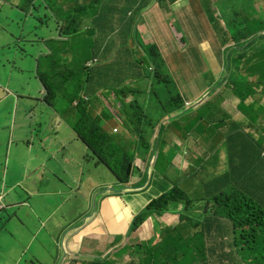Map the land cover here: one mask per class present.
Returning <instances> with one entry per match:
<instances>
[{
    "label": "crops",
    "instance_id": "0c3cea01",
    "mask_svg": "<svg viewBox=\"0 0 264 264\" xmlns=\"http://www.w3.org/2000/svg\"><path fill=\"white\" fill-rule=\"evenodd\" d=\"M114 1L119 6L118 10H122L133 0ZM134 1V9L140 10L141 15L137 29L147 36L144 42L158 46L166 66L172 70L180 85L184 86L182 92L185 99L193 104L197 102L196 105L188 111L173 113L176 127L172 128V123L163 135L160 134L158 147L161 148V171L152 172L153 181L147 188L142 184V170L150 153L144 148L137 161L141 170L136 168L135 175L123 187L108 174L105 166L91 167L83 162L85 154L89 152L79 142L75 141L67 148V156L56 153L59 144L65 145L74 139L72 132L60 130L56 138H53L46 131L48 135L37 138L38 141L43 139L44 148H50L42 157V168L36 156L22 142L13 143L8 153V172L5 174L0 171V176H5L9 186L5 204L27 201L29 207L17 211L4 210L9 218H0V264H81L79 261L82 264H127L130 258L134 263L144 260L150 264V259H155L169 264V246L189 238L195 231L197 238L193 243H202L206 249L203 250V256L190 252L186 257L189 261L187 264H201L202 260L210 261L211 264H240L242 257L243 260L247 258L246 251H241L242 242L235 238L233 228L225 218L217 215L223 208L219 206L217 209L215 198L218 193L228 194L233 189L243 194L253 184H257L260 186V199L264 201V92H260L262 87H255V92H259L247 95L245 102L241 103L231 88H220L221 84L217 83V91L207 94L204 84L197 82L202 75L193 82L192 77L198 76V73L191 67L196 63L193 53L201 58L197 49L201 50L204 45V42L195 44V37L216 36L222 43L229 36L224 22V8L249 14L251 6L248 3L241 4V1L227 0ZM13 3L17 5L19 1L13 0ZM260 5L255 0V9L260 11ZM9 15L5 14L1 20ZM195 17L200 22L197 23L198 34L192 32ZM206 29L209 33L203 32ZM175 34L180 35L181 39L178 40ZM117 58L115 56L113 60L112 55L105 57L108 67L116 69L130 62H121ZM181 62L182 66L178 67L176 64ZM242 66L250 69L251 74L259 73L262 72L264 62H244ZM222 67L223 63L215 59L211 71L216 74L224 72ZM147 76L141 67H132V79L137 80L140 86L148 84ZM252 80L262 81L264 77L258 75L245 83L250 86ZM0 100L8 101L7 105L0 103L3 112L1 116H10L14 100L7 95ZM31 107L37 106L21 104L18 109V116L27 126L31 117H37L35 109ZM21 131H26V127L18 126L13 131L19 141L32 138L33 143H38L31 134L19 136ZM148 132L152 135H146L150 141L145 142H149L151 148L157 135V126ZM47 141L48 144H45ZM79 144L82 145L80 149ZM2 146L4 148V144H0V148ZM169 153L172 154L170 161L163 167ZM252 172L255 175L246 179ZM85 173L91 178L90 181L101 187L92 193L85 190L84 184L80 183V177ZM176 185L184 191L192 207L185 210L182 204L171 205L168 213L161 217L152 215L128 239H119L118 234L125 233L133 216L150 199ZM94 201H97L95 212L89 218H84L83 223L77 227L76 223L84 216L81 209H93ZM24 208L29 209L24 216L26 221L18 214ZM13 221L28 231L21 239L16 257L13 248L21 232L18 230L16 234H10L6 230ZM65 223L74 224L77 228L65 227ZM114 226L118 229L113 230ZM166 227L175 232L170 236H160L156 228L162 230ZM59 238L63 240V250L60 251L57 250ZM162 238L165 251L154 253ZM235 242L238 245L234 247ZM126 243L132 246L144 243L146 249L135 247L136 254L131 253L129 257L122 254L120 249ZM111 250L114 252L111 253ZM172 255L180 264L184 262L180 252Z\"/></svg>",
    "mask_w": 264,
    "mask_h": 264
},
{
    "label": "trees",
    "instance_id": "16d2710c",
    "mask_svg": "<svg viewBox=\"0 0 264 264\" xmlns=\"http://www.w3.org/2000/svg\"><path fill=\"white\" fill-rule=\"evenodd\" d=\"M151 1V0H149ZM23 6L29 7L23 16L19 11H22ZM143 5L140 7L142 9ZM33 8L31 0H26L24 3H19L18 6H15L14 11L7 17H5L1 22L5 23L4 30L8 33L9 42L20 41L22 43L21 48H17V51L21 55V59H31L32 53L37 51V46L26 47L28 41L33 38L43 37L45 32H43V27L34 23L31 25L29 10ZM91 8L94 12L98 11V7L95 4L91 5ZM83 13L82 23L88 25L87 30L92 31L89 40V52L83 53L82 48L76 47L74 53H76L77 64H78V76L75 79V83H70L69 86L72 89L66 88L63 95H57L55 92L52 97L63 100H70L74 98L82 99V93L86 95L90 101L95 105L96 103L102 104L100 96H106V100L114 105L117 115L123 122V126L133 135H137L143 139H149L146 135H152L148 130H154L157 125H155L151 120L153 113L159 112L161 118L165 119L168 115H171L175 112L182 111L186 108L185 96L180 94L176 89L173 76L170 71H167L166 62L162 58L160 52H158V47L154 45H143L141 48L146 52L145 59L148 63L153 66V70L150 73L149 82L147 85L139 86L140 89H134L131 84L127 83L128 80L132 78V67L128 65L124 67L122 72L123 80L119 83L118 74L120 69L112 68V72L104 74L103 65L97 64L93 67L87 66V62L92 58L100 59V51H96L100 40L103 36V23L99 19H96L92 16L93 11L89 7L80 8ZM84 10V11H83ZM225 14L227 17L226 26L231 31L232 38L237 45H241L244 48L247 47L246 37H243V33L247 31L252 34L258 30L264 31V11L261 15L250 19L249 15L243 11H233L224 8ZM32 16H36L33 12ZM260 17V18H259ZM259 18V19H258ZM77 23V20L67 22L65 26L67 33L70 34L76 33V28L70 30L72 25ZM247 25V26H246ZM135 23H131L130 27L133 29ZM246 26V27H245ZM40 32H43L40 35ZM35 36H32V35ZM38 36V37H37ZM129 37L125 39V42L122 40L124 50H120L119 55H124L126 57L130 56L133 51L131 47L126 46L128 44ZM49 43V42H48ZM54 45L55 51L62 52L65 50L64 47H60L62 44L55 42H50V46ZM117 45V40L114 38L110 40L104 47L102 55L110 52ZM0 43V49H2ZM103 47V48H104ZM157 50H155L156 48ZM30 48V50H28ZM85 52V50H83ZM256 58H259L260 61H264V50L256 55ZM245 54L240 55L235 58L234 61L237 64H240L244 61ZM16 62V61H15ZM141 64V62L137 63ZM127 73H131L128 75ZM74 74V72L72 73ZM114 74V76H113ZM110 76H113L110 78ZM107 78V79H106ZM110 78V80H109ZM106 79V81H104ZM243 85H234V91L237 95L250 94L249 86L243 82ZM48 93L50 94V88L46 85ZM150 94V100L155 98V105L153 110L150 112L152 104L147 102L144 103L139 100V96L135 99H132L130 102H126V99L131 94ZM162 94L169 95L164 98L168 101V108L166 109L163 106L162 101L164 99H159V96ZM112 95H115L112 96ZM121 100V101H120ZM82 101V100H81ZM159 101V102H158ZM120 102V105L118 104ZM84 104L90 106L89 103L83 102ZM149 103V104H148ZM2 111L0 110V117ZM102 117L105 119H110L109 108L106 106L103 107ZM102 123V119L98 118ZM74 130L77 132L80 139L85 142L94 154L100 159L102 158L103 163L109 167L115 174L119 182H128V178L132 172V167L134 166V154H132L126 148L130 147L131 142L133 141L134 136L131 138L121 137L119 135L115 136L113 134L108 135L104 129L99 126L97 120L93 119L91 110L86 113L82 111V117H78L75 124L72 125ZM159 134V133H158ZM119 139V140H118ZM111 144V145H110ZM252 168V167H251ZM255 175V172H252L246 179H251ZM245 179V180H246ZM208 190L209 188L206 187ZM260 186L253 184L250 188L247 189V192H242L233 189L231 192L224 193L220 192L215 198L216 203H218L217 209L219 206H222V212H217V215L225 218V220L233 228L235 232V238L242 243L251 242L249 251L247 255L248 259L246 260L248 264L255 263L259 260L263 254L264 246H260L258 241L255 239L264 240V201L260 199ZM186 202V209L192 207V204L187 200L184 191L179 187H172L170 190L166 191L164 194L160 195L158 198L152 200L146 209L139 213L131 222L130 229L133 230L137 228L148 216L152 213L151 211L162 214L167 210V207L171 204L179 205L180 203ZM160 236L163 234L172 235L175 230L170 228H163L158 230ZM197 234L196 231L189 235V238L181 239L178 244H172L169 246V255L171 259L169 264H180L176 257H173L172 254L181 253V257L184 262L182 264H187L189 261L186 259L190 252L199 253L203 256V250L206 249V246L201 245L202 243L195 245L193 240H196ZM163 238L161 242L154 250V253L160 254L165 251V247H162ZM238 245V242H235L234 247ZM196 255H194L195 257ZM145 261H139L138 264H145ZM203 263V262H202ZM203 264H209V261Z\"/></svg>",
    "mask_w": 264,
    "mask_h": 264
},
{
    "label": "bare ground",
    "instance_id": "6f19581e",
    "mask_svg": "<svg viewBox=\"0 0 264 264\" xmlns=\"http://www.w3.org/2000/svg\"><path fill=\"white\" fill-rule=\"evenodd\" d=\"M2 1V6H5V2ZM31 1H37V0H31ZM58 0H44V4L40 5V6H34L33 8H31L29 10V17H30V21H31V25H34V23H38V25L42 26L43 28L46 27V29L48 31L45 32V34L48 36L47 40H44L41 37L38 38H33L30 41L27 42V44L31 47L33 46H37V51L35 53H32V57L31 59H21V55L19 54L18 51H16V56L15 53L11 54V60L15 63V67L13 68V72L15 74V78L16 79H22V78H26L25 80H22L20 82V86L19 88H15L13 89L12 87L8 88V91H1L0 92V98H4V96H6L8 93L13 94V95H19L18 98H16V100H14L11 103V107H12V111L10 116H3L2 117V124H0V144H4V148L3 146L0 148V162H2L3 160H7V162L10 161V158L8 156V153L11 149V145L13 143H19L22 142L25 146V148L30 149L31 153H33L36 158L38 159V164L39 166L42 168L43 166V159L42 157H44L45 153L50 149L49 147L44 148V143L42 142L43 139H40L39 141L37 140L38 137H41L43 135H48V133H46V131H49V135L53 138H56L58 132H61L60 129L64 126L70 127V123L68 122H62V123H58L56 122L53 118L55 116H64L65 113L68 111H73V108L69 105H63L59 100H55L52 97V87L48 86L37 74V71L40 72V67L41 64L43 65V68L49 69L51 72L54 71V69L52 70L50 68V65L45 63L47 56L53 60V62L56 63V69H61L65 72L69 71L72 73V71L67 67V63H69L68 58L72 56V53H67L65 55H63L62 59H60L59 57V52L55 51V47L54 45L50 46V42H57L59 39H64V40H69L72 36V34H70L69 36H66L62 33H60L58 30L67 25V22H71L74 21L75 19H70L68 21H62L59 20V6L57 3ZM104 0H71V2H76L77 3V10L78 11L80 8H84V7H89L93 13H89V14H97V12H94V10L91 8V5L95 4L101 5L103 3ZM228 2L230 1H241V3H244L246 0H227ZM136 1H129L126 5L131 6L134 9V5H135ZM259 2L261 3V6L263 7V11H264V0H259ZM21 3V2H19ZM23 3V2H22ZM67 6L69 8L72 7L71 3H68ZM140 6V5H139ZM138 7V6H137ZM29 7H25L23 6L22 11H19L23 16L25 15L27 9ZM135 10V9H134ZM33 12H35L36 16H32ZM41 13H44V16H41ZM77 15V20L82 19L83 16L82 14H78L77 12H75ZM251 17V16H250ZM223 20V19H222ZM226 20L227 17L224 18V22L226 24ZM1 15H0V22H1ZM84 23V22H83ZM77 23L73 24L72 26L76 25ZM85 25H87L86 23H84ZM247 26V25H246ZM245 26V27H246ZM135 27H138V24H135ZM227 27V26H226ZM228 29V27H227ZM55 31L57 32V34H53L52 32ZM229 31V36L227 38H224V41L221 43V47L222 48H229V47H235L237 48V52L234 53V55L231 57L230 56V60L228 63L229 68L233 67L237 70L238 75H236L235 77H230V83L232 85L229 86V88L234 90V85H239L238 82L245 83L248 79L250 78H256L258 75H260L261 77H264V72H259V73H250V69L248 68H244L242 66V64L244 62H258L260 60H258V58L253 57L251 58L248 54V52L253 53L255 48L258 49V54L264 50V44H259L257 41L260 39H264V34L261 35L260 37H256L254 36V40L255 43L250 46V47H246L244 48L241 45H237L233 38H232V34L231 31L228 29ZM243 33V37H246L248 35V32H242ZM68 35V34H67ZM49 42V43H48ZM132 43H134L135 48L132 46ZM131 46H129L128 44L126 46L131 47L132 48V52L130 54V56L126 57L124 55H119L120 50H124V44L122 42L121 39H117V45L115 46V48H113L112 51H110L109 53H106L105 57L108 56H113V60H115V56H117L118 60L121 62H128L130 64L131 67H135L138 66L137 65V59L139 58L142 48L140 47V43L138 41H132ZM7 46H13L16 50L17 48H21L22 43L20 41H16V42H7ZM209 49V47L204 44L201 47L202 52L205 54V52ZM30 50V48L28 49ZM104 48L101 50V54L103 53ZM43 54L44 58H39L37 57V54ZM245 54V59L242 63L237 64L234 59L239 57L240 55ZM105 57H103V55L101 56V58L98 60L97 58H93V62H94V66L97 64H102L103 65V71L104 74L106 75L107 73L112 72V68L108 67L107 63L108 60L105 59ZM17 58H20V60L22 61L21 66H18L17 63L15 62L17 60ZM65 61V63H64ZM215 61V57L213 56V63ZM264 62V61H261ZM72 63V62H70ZM1 64L8 66V64H6L5 62H0V66ZM125 64V63H124ZM150 67V70L147 69L144 66H138L141 67L142 70L147 73V75L150 76V73L152 72V70L154 69L153 66L149 63L148 64ZM32 67L35 68L37 71H28V69ZM114 76V74H113ZM113 76H110V78H112ZM109 78V80H110ZM107 79V78H106ZM106 79L104 81H106ZM117 80H123L122 77L117 78ZM40 81V83H39ZM7 83V79H5L1 73H0V88L3 86V84ZM46 85L50 88L51 93H48L47 87ZM228 86V85H227ZM262 87V89H264L263 86H259ZM258 87V88H259ZM82 95H84L82 93ZM150 95V94H149ZM115 97V95H112ZM106 98V96H104ZM82 100V101H81ZM89 99L88 97L85 95L84 97H82V99H78V98H74V99H70L69 101H78V102H87ZM36 102H40V106L39 107H31L32 110L35 109V111H40V110H44L46 111V113L43 116H37V117H31L30 118V123L29 126L26 125V123L22 120L21 117L18 116L19 112L18 109L20 108L21 104H35ZM159 102V101H158ZM195 104L191 103V102H186V108L183 111H188L191 107H193ZM66 110V111H65ZM173 116V114H171ZM175 118V116H173ZM164 125L166 127L169 126V122L165 119H163ZM18 126H25L26 130L31 129L34 132H38L37 135L35 134H31L33 135L38 143H33L32 138L30 139H22L19 141V139H17V137L13 134V131L15 128H17ZM104 131L108 134V135H119V139L121 137H126V138H132L134 136V138H138L139 141H135L133 138V141L131 142L130 147L126 148V149H131V148H135L136 150H140L142 148H146L149 146V142H145L148 141L146 139H143L141 137H139L136 134H132L130 132H127L125 129H123L121 126H118L117 128H112V129H108ZM72 134L74 135V139L72 141L67 142L65 145L59 144L58 148L59 151H57L56 153L59 156L65 155L67 156L68 154L66 153L67 148L74 143L75 141L79 142L80 144H82L83 146L86 147V149L88 150V155L85 154L86 157V162L90 165H101L103 163L102 158H98L94 152L90 149V147L82 141V139H80V137L78 136V134H75L74 132H72ZM58 136H61L58 135ZM118 139V140H119ZM150 141V140H149ZM159 142L156 143H151V148L152 150L156 151L157 153H161V148H159L158 145ZM45 144H48V141L45 142ZM80 144L78 145V147L80 146ZM81 145V146H82ZM111 145V144H110ZM38 148V150H37ZM40 148H44L43 150H40ZM52 148V147H51ZM4 149V150H3ZM37 150V151H34ZM54 150V149H53ZM135 155V154H134ZM134 158H138V156H134ZM152 171L149 172V168H152ZM156 167V163L155 162H148V164H146L144 166V169L142 170L143 173V180H142V184H144L145 188H147L151 182L153 181V177L154 174L152 173L155 170ZM2 165L0 164V169H2ZM140 169L141 170V166L137 163L134 162V166L132 167V172L130 174V177L128 178V182H119L116 178V174L109 168L106 166L107 171L111 174V177L115 179V181L117 183H120L123 187H125L130 179L135 175L134 174V170L135 169ZM65 169V168H64ZM87 173V171H86ZM106 189V188H103ZM9 190V186L7 185L5 176H0V218H9V216H6L4 214V210L5 209H13L14 211H17L19 208L22 207H29V204L27 203V201H23V202H17V203H13V204H8L6 205V193ZM165 193V192H164ZM164 193H160L158 194L155 198L150 199L147 204L137 213L133 216L132 220L134 219L135 216H137L139 213H141L142 211H144V209H146V207L148 206V204L158 198L160 195L164 194ZM57 198H60L59 196H56ZM216 203V201H215ZM183 206H186L187 203L183 202L180 203ZM192 204V203H191ZM218 205V203H216ZM171 205H175L178 206L176 204H171ZM170 205V206H171ZM93 209H90L89 211H87L84 207L81 209V213L84 215L82 218H80V220L76 223L77 226L81 225L83 223V219L84 218H89L93 212H95V208L97 207V201H94L92 203ZM167 207V210L162 213V214H157L153 211H151V215L148 216L137 228L131 230L130 229V225L131 222L129 223V226L127 228V230L125 231V233H120L118 234L119 239H128L129 236L134 233L148 218H150L152 215L155 217H161L163 216L165 213H168L169 207ZM67 226H71L73 229L76 228V226H74V224H68L65 223V227ZM3 227V226H2ZM118 228L116 226L113 227V230H117ZM157 229V228H156ZM65 231L61 232L60 234L64 233ZM59 234V235H60ZM58 235V236H59ZM63 246V240L59 238V242L57 244V250H63L62 248ZM135 247H140L143 249H146V245L144 243H136L134 246H132L131 244H123L120 246V249L122 251V254H126L130 257V254H136V248ZM112 253V252H111ZM79 263H83L82 261H79ZM117 263V262H116ZM149 263V262H147ZM127 264H138V263H134L131 258L129 260H127ZM150 264H166V262L163 261H157L155 259H150Z\"/></svg>",
    "mask_w": 264,
    "mask_h": 264
},
{
    "label": "rangeland",
    "instance_id": "374dc122",
    "mask_svg": "<svg viewBox=\"0 0 264 264\" xmlns=\"http://www.w3.org/2000/svg\"><path fill=\"white\" fill-rule=\"evenodd\" d=\"M18 1H21V0H18ZM1 3H2V1H0V8H1ZM75 6H77V3L72 2V7L70 8V13H65L62 10V6L60 5L59 20H62V21H68L70 19H76L77 20V15L74 11ZM97 7L99 8L98 13L96 15L92 14V16L96 19H99L100 22L103 23V27H104L102 39L100 40L99 45L96 49V51H100V57L102 56L101 50L103 49V47L110 40H113L114 38L116 40L121 39L125 42V39L127 37H129V41H128L129 46H131L132 41H134V42L138 41L139 43H141L142 40L145 39V35L141 34V32H139L135 26L133 27V29H131V27H130V24L133 22L135 24L139 23V18L141 17L140 10H134L129 5H126V7L123 8L122 10H118L119 6L116 5L113 0L103 1V3L101 5H98ZM13 11H14V9H12V8H9V10H8L9 13H12ZM250 18L252 20V18H254V16H251ZM82 20L83 19H79L77 21V24L73 26V29L76 28V33H73L69 40H60V39L58 40V44H62L60 47L65 48V50H63L62 52H59L60 59H62L63 55H65L67 53H72V56L68 58L69 63H67V67L72 71V73L74 72V74H72L69 71L65 72L61 69L54 70L53 72H50V71L46 72L45 69L43 68V65L41 64L39 77L48 86L52 87V94L55 92L58 96L63 95L65 93L64 90L66 88L72 89L69 86V84L76 82L75 79L78 76L77 58H76V53H74L76 47H78V48L81 47L83 53L89 52V49H90L89 40H90V35L92 34V31L87 30L88 25H85L84 23H82V25H80V21L82 22ZM220 20H222V18H220ZM197 23H200V22H199L198 17H195L194 18V28L192 31L193 34L200 33L199 32V26L197 25ZM4 25H5V23L0 22V43L3 46L2 49H0V54H3L2 55V62L3 61L6 62L7 58H10L11 54H13L14 52H15V56H16V51H17L13 46H9V47L7 46V42L9 40V37H8V33L4 30ZM212 25H215V23ZM46 31H48V30L46 29V27H44L43 32H46ZM59 31H60V29H59ZM43 32H40V35ZM203 32L209 33V31L207 29L204 30ZM52 33L57 34V32H55V31H53ZM176 38L178 40L181 39L180 35H176ZM195 40L197 41V42H195V44H202L204 42V44H208L210 46V48L205 52V54L199 48L197 49L201 58L199 57V55L197 53H195V52L193 53V56H195L194 59L196 60V63L191 68L193 70H196V72L198 73V76L192 77L193 82H195V80L202 75L197 82L204 84L203 88L205 90L207 89L206 90L207 94H210V93L212 94V93H215L217 91V83L221 84L220 88L225 87L226 85H228L227 87H229L231 85L230 77L231 76L235 77L236 75H238V72L235 68H233V67L229 68V66H228L230 56L232 57L234 55V53L237 52V48H235V47L222 48L220 46L221 43L218 41V37H216V36L195 37ZM214 40H217V41L214 42ZM257 42L259 44H264V39H260ZM25 45L28 48V44H25ZM132 46L135 48L134 43H132ZM83 50H85V52ZM155 50H157V48ZM158 52H160V51L158 50ZM213 56L215 57V59H217L223 63L222 68L224 69V72H219L218 74H216L215 72L211 71V69H213ZM70 62H72V63H70ZM16 63L18 66H21L22 61L20 60V58H17ZM64 63H65V61H64ZM176 65L178 67H181L182 62L177 63ZM166 68H167V71H170V73L172 74V76H173L172 79L174 80L175 87L180 92V94L182 95L183 94L182 91L185 90V88L183 89L184 86L180 85L179 81L175 78L172 70L169 67H166ZM8 70H9V66H5V65L1 64L0 73L3 77H5ZM183 71L187 72L186 69H184ZM181 81H183V80H181ZM39 83H40V81H39ZM132 87L135 88L134 85H132ZM12 88L15 89V86H12ZM3 90H4V88L1 87L0 92ZM168 96L169 95H167V94H162L159 96V99H164ZM54 99L59 100L63 105H69L70 106L69 100L59 99L58 97H56ZM101 101H102V105L105 104L104 99H101ZM147 102L152 104V107L150 108V112H151L154 108V105H155V98L153 97L150 100V95H148L147 96ZM162 103H163V106L167 109L168 108V101H166L164 99L162 101ZM162 111L163 110L160 109L159 112L153 113L150 120L155 125H157L158 132H160V134L162 133V135H163V132L168 127H166L164 125L163 119L161 118L160 113H162ZM165 120H167L169 122V125L175 122V118L172 115H168L165 118ZM113 124H115V123L113 121H111L109 124H104V126L107 129H110ZM175 127H176V123H174L172 128H175ZM60 130H65L66 132H72L71 127H67V126L62 127ZM29 134L37 135L38 132H34L31 129H28L26 131H21L19 133V136H25V135H29ZM80 148H82L81 145L79 146V149ZM139 151H141V149ZM171 156H172V154L169 153V157L164 162L163 167H166V165L169 163ZM170 170H171L170 167H168L169 172H170ZM155 171L156 172L161 171L160 157L158 160V164L155 167ZM108 174H110V173L108 172ZM37 176H39V175H35V177H37ZM90 179L91 178L85 173L80 177V183L84 184L85 190L92 193L93 190H97L101 186L100 185L98 186L94 182L90 181ZM176 186H174V187H176ZM28 210H29L28 208H24L22 211L18 212V214L21 216V219L23 221H26V218H24V216L26 215ZM6 230L10 234H16L18 230H20V232H21V235H20L17 243L15 244V247L13 248V254L16 257L17 253H18L19 244L21 243V239L24 237V235L28 231L22 229L20 227V224L16 221L11 222V224L7 227Z\"/></svg>",
    "mask_w": 264,
    "mask_h": 264
},
{
    "label": "clouds",
    "instance_id": "9594fccd",
    "mask_svg": "<svg viewBox=\"0 0 264 264\" xmlns=\"http://www.w3.org/2000/svg\"><path fill=\"white\" fill-rule=\"evenodd\" d=\"M26 0H21V1H19V2H25ZM93 1H96V0H93ZM104 1H106V0H104ZM114 1V0H113ZM259 1V0H258ZM3 2H5L6 4H5V6H2V10L0 11V15H1V19L4 17V15L5 14H11V13H9L8 12V10H9V8H12V9H14L15 8V6H18V4L16 5V4H14L13 3V0H3ZM115 2V1H114ZM254 2H255V0H246L244 3H248V4H250V6H251V12L248 14L249 15V17L250 16H254V18L255 17H257V15H261L262 13H263V7L261 6V10L259 11V10H257V9H255V7H254ZM31 3H32V7H34V6H40V5H43L44 4V0H37V1H35V2H33V1H31ZM57 3H58V6H59V8H60V5L62 6V10L65 12V13H70V8L67 6V4L68 3H71L72 4V2H71V0H58L57 1ZM241 4H243V3H241ZM30 7V6H29ZM77 10V6H75L74 7V11L75 12H77L78 14H82L83 15V13H82V11H79V10H81V9H79L78 11H76ZM84 11V10H83ZM130 13V12H129ZM41 16H44V13H41ZM260 18V17H259ZM258 18V19H259ZM251 19V18H250ZM253 19V18H252ZM76 20V19H75ZM254 20V19H253ZM78 21V20H77ZM67 28L65 27V26H63V27H61L60 28V33H62V34H64V35H67V33H69L67 30H66ZM70 30H73V26L71 27V29ZM138 30V29H137ZM139 31V30H138ZM264 34V31L263 30H258V31H256V32H253L252 34H250V33H248V35L246 36V40H247V46L248 47H250V46H252L254 43H255V40H254V36H256L257 38L258 37H260L261 35H263ZM32 36H35L34 34L32 35ZM38 37V36H37ZM41 38H43V37H41ZM145 38H147V36H145ZM48 39V36L45 34L44 35V40H47ZM60 40H64V39H60ZM141 44H143V45H154V46H157L156 44H152V43H145L144 42V39L142 40V42L140 43V47H141ZM158 47V46H157ZM159 49V48H158ZM159 51H160V49H159ZM15 53V52H14ZM109 53V52H108ZM161 53V52H160ZM141 54H142V57H140V58H138L137 59V63L139 62H141V64H137L138 66H144V67H146L147 69H149L150 70V67H149V63L147 62V60L145 59V56H146V52L142 49V51H141ZM248 54H249V56L251 57V58H253V57H255L257 54H258V49L257 48H255V50H254V52L253 53H251V52H248ZM2 55L3 54H0V62H2ZM105 55L106 54H104L103 55V57H105ZM37 57H39V58H44V55L43 54H37ZM95 58V57H94ZM101 58V57H100ZM163 58V57H162ZM99 60V59H98ZM258 60H259V58H258ZM4 62V61H3ZM6 64H8V66H9V70H8V72H7V74L5 75V79H7V83H5V84H3V88H4V90L3 91H8V88L9 87H12V86H15V88H19V86H20V82L22 81V80H25L26 78L24 77V78H22V79H16L15 78V74H14V72H13V68L15 67V63L11 60V57L10 58H7V61L5 62ZM45 63H47V64H49L50 65V68L53 70H58V69H56V63L55 62H53V60H51L48 56H47V59H46V61H45ZM128 65H130L129 63H125V64H122V65H120L118 68L120 69V72H119V74H118V76L119 77H122L123 78V75H122V72H123V70H124V67H127ZM87 66H89V67H93L94 66V62H93V58L90 60V61H88L87 62ZM118 68H116V69H118ZM37 71L35 68H32V67H30L29 69H28V71ZM46 72H48V71H50L49 69H46L45 70ZM261 71H263L264 72V67H263V69L261 70ZM51 72V71H50ZM37 74L39 75V72L37 71ZM128 75H130L131 73H127ZM11 75V77H10V79L8 80V76H10ZM148 79V78H147ZM249 80V79H248ZM8 81H10V82H8ZM122 80H119V83L121 82ZM127 83H129V84H131V85H134V89H140V83L137 81V80H134V79H130V80H128L127 81ZM238 84L239 85H242V86H244L242 83H240V82H238ZM250 86H249V88H250V94H254V93H257V92H259V91H257V92H255L256 90H255V87H259V86H263L264 87V80H262V81H258V80H252V81H250ZM227 86V85H226ZM231 87H232V85H230ZM233 90V89H232ZM264 92V89H262V90H260V92ZM149 94H146V93H144V94H131V95H129L128 96V98L126 99V102H130L132 99H135L136 97H138L139 96V100H141L142 102H144V103H147V96H148ZM247 95H249V94H245V95H237L239 98H240V102L241 103H243V102H245V98H246V96ZM7 96H11V98H12V100H16V98H18V96L19 95H13V94H10V93H8L7 94ZM85 95H82V97H84ZM100 98L101 99H104L105 100V104H100V103H96L95 105L90 101V99L86 102V103H89L90 104V106H88V105H86V104H84L83 102H78V101H69V103H70V106L73 108V111H68L67 110V112L65 113V115L64 116H55L53 119L56 121V122H58V123H62V122H68V123H70V127H71V129H72V132H74L75 134H77V132L74 130V128L72 127V125L73 124H75L76 123V121H77V118L78 117H82V111H85L86 113H88L90 110H91V112H92V115H93V119H95V120H97L98 121V123H99V126L102 128V129H105V130H108L105 126H104V124H109L111 121H113L115 124H113L112 125V127L110 128V129H112V128H117L118 126H121L123 129H125L124 128V126H123V122H122V120L119 118V116L117 115V112H116V109H115V107H114V105L112 106V103L111 102H109V101H107L106 99H105V97L103 96V95H101L100 96ZM121 101V100H120ZM0 103L1 104H3V105H7L8 104V101H4V100H0ZM119 105H120V102L118 103ZM35 105L37 106V107H39L40 106V102H36L35 103ZM104 106H106L107 108H109V114H110V119H105V118H103L102 117V112H103V107ZM111 106V107H110ZM12 108V107H11ZM66 111V110H65ZM3 113V112H2ZM35 113L37 114V116H42V115H44L45 113H46V111H44V110H40V111H35ZM2 117L3 116H1L0 117V124H2L3 122H2ZM98 118H101L102 119V123L98 120ZM127 132H129L127 129H125ZM159 133V134H158ZM159 136H160V132H158V128H157V135H156V137L153 139V141H152V143H156V142H158L159 141ZM134 140L135 141H139V139L138 138H134ZM146 140H149V139H146ZM158 146V145H157ZM146 151H149V157H148V160H146V164H148V162H157V160H158V158H159V155L161 154H159V153H157L156 151H154V150H152V148H149V146L148 147H146V148H144ZM127 150H129V149H127ZM132 154H135L136 156H138V158H134V160H135V162H137L139 159H140V151L139 150H136L135 148H131L130 150H129ZM83 162L84 163H86V164H88L87 162H86V157L84 156V158H83ZM0 164L2 165V169H0V171H2L3 173H5V174H7V172H8V168H9V166H8V162H7V160H3L2 162H0ZM88 165H90V164H88ZM101 165H103V166H105L106 167V165L104 164V163H102ZM91 167H96V165H90ZM152 169H153V167L152 168H149V172H151L152 171ZM183 209H185L186 210V207L185 206H183ZM181 217V216H180ZM80 225H78L77 227H79ZM76 227V228H77ZM258 241V244H260V246H264V240H260V239H255L254 241ZM252 243L251 242H246V243H244V244H242V245H240V246H242L243 248V250H241V251H246V253H247V251H249V248H250V245H251ZM263 250V254H262V256L260 257V259L259 260H257V261H255V263L254 264H264V248L263 249H260L259 251H262ZM111 252H114V250H111ZM197 254H199V253H197ZM247 256V255H246ZM248 259V257L245 259V260H243V257L241 258V260L239 261V263L240 264H242V262L243 261H245L246 262V264H248L247 263V260ZM140 261H144V260H140ZM202 262L203 263H205V261L204 260H202ZM201 262V264H203ZM208 261H206V263H207ZM145 264H147V262L145 263ZM209 264H211L210 263V261H209ZM251 264H253V263H251Z\"/></svg>",
    "mask_w": 264,
    "mask_h": 264
}]
</instances>
